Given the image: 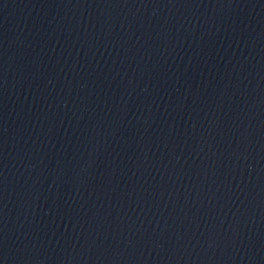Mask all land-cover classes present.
<instances>
[{"label": "water", "instance_id": "95a60500", "mask_svg": "<svg viewBox=\"0 0 264 264\" xmlns=\"http://www.w3.org/2000/svg\"><path fill=\"white\" fill-rule=\"evenodd\" d=\"M171 0H0V195Z\"/></svg>", "mask_w": 264, "mask_h": 264}]
</instances>
